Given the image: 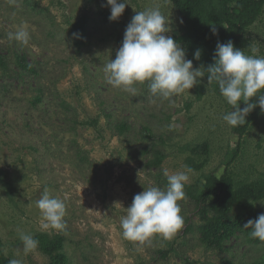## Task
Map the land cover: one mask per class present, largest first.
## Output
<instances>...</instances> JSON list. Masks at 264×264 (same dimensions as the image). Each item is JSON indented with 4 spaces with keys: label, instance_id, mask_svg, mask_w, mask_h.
<instances>
[{
    "label": "rangeland",
    "instance_id": "obj_1",
    "mask_svg": "<svg viewBox=\"0 0 264 264\" xmlns=\"http://www.w3.org/2000/svg\"><path fill=\"white\" fill-rule=\"evenodd\" d=\"M128 3L110 21L107 0H0V56L6 64L0 65V170L10 185L0 182L4 254L22 264H51L38 248L27 255L21 251L22 231L64 235L60 252L66 264H262L264 243L242 231L220 246L203 239L189 188L197 190L204 174L221 175L227 165L236 182L264 179V114L259 106L253 110L242 149L231 160L238 136L223 116L233 109L204 77L170 100L152 97L147 83L134 85L135 95L109 85L103 67L115 59L136 11L159 7L171 36L182 23L170 0ZM84 14L82 36L88 42L78 47L72 24ZM21 25L30 34L27 45L7 36ZM247 36L259 49L256 55L264 56V5ZM193 67L198 68L194 62ZM121 122L129 130L120 132ZM204 143L206 152L192 154L189 148ZM155 151L165 154L157 166L149 163ZM185 167L192 172L180 202L183 227L170 240L124 239L120 220L133 197L151 186L166 189L164 168L172 173ZM44 189L65 202L63 231L41 228L35 201ZM256 206L264 213V199ZM169 247L174 251L168 258L159 257L158 250Z\"/></svg>",
    "mask_w": 264,
    "mask_h": 264
},
{
    "label": "clouds",
    "instance_id": "obj_2",
    "mask_svg": "<svg viewBox=\"0 0 264 264\" xmlns=\"http://www.w3.org/2000/svg\"><path fill=\"white\" fill-rule=\"evenodd\" d=\"M128 5V0H107L103 6L110 7V21H117ZM211 30L214 35L218 34L215 27ZM168 33L167 19L159 7L136 11L125 29L115 59L103 67L105 81L113 88L133 95L136 94L134 85L147 83L152 97L170 100L189 91L201 82L200 78L207 76L208 85L216 83L220 94L233 109L223 116L229 126L243 125L257 106L264 114V56L256 55L259 49L253 47L252 54H248L246 50L236 48L231 40L227 43L218 41L214 63L206 68H194L193 61L186 59L184 48ZM7 36L22 45H27L30 40L26 25ZM194 58L201 59V50L195 51ZM254 97H258L256 102H252ZM241 102L245 105L243 108ZM191 172L190 167L172 173L164 168L166 189L151 186L136 194L120 220L124 239L139 243L157 236L172 239L183 227L180 202L185 199L184 188ZM35 206L39 209L43 230L60 232L65 229L66 205L62 199L51 196L44 189ZM243 228L251 229L250 236L264 243V213L249 220ZM19 239L25 255L38 248L39 241L31 234L21 231ZM9 264H22V260L12 258Z\"/></svg>",
    "mask_w": 264,
    "mask_h": 264
},
{
    "label": "trees",
    "instance_id": "obj_3",
    "mask_svg": "<svg viewBox=\"0 0 264 264\" xmlns=\"http://www.w3.org/2000/svg\"><path fill=\"white\" fill-rule=\"evenodd\" d=\"M170 1L182 19L181 25L174 30L172 37L186 49L189 57L198 68L201 66L206 68L214 63L213 56L218 41L227 43L231 40L236 48L246 50L248 54H252L251 39L247 36V29L263 13V0ZM87 20L88 16L84 14L72 24L74 42L78 47L88 42L82 36ZM212 27L216 28L218 34H213ZM197 49L201 50L200 60L194 58ZM0 65L4 68L6 66L1 56ZM204 78L207 82V76ZM209 86L216 95L222 96L216 83ZM202 94V86H199L197 99L200 100ZM256 99L258 97L252 98V102H256ZM39 100L37 98L34 103ZM244 106L241 102L240 107L243 108ZM252 121L253 111L246 117V122L243 125L232 127V131L238 136V141L231 160H235L240 153L244 136L249 131ZM116 127L120 132H126L130 128L125 122L117 124ZM152 147L154 148V144L151 145V150ZM189 149L192 154L197 153L199 150L206 152L208 145L204 143ZM144 151L148 152V147ZM155 153V158L149 162L153 166L160 165L165 158V154L162 152L155 151ZM187 161L190 162L189 158ZM190 163H192V168H199V165L194 162ZM230 171L229 165H227L221 175L204 174L203 179L198 182L197 190L193 187L189 188L202 219V222L197 226V230L204 240L211 242L214 246H220L221 242L230 237L235 231H242L249 240L262 243L250 236L251 229H245L243 226L249 220L257 219L262 213L256 203L264 199V179L258 178L239 183L233 179ZM3 173L0 170V182L10 188ZM191 227V224H189L187 228L191 229ZM33 237L39 241L38 249L50 257L51 264H66V259L60 252L65 243L64 235L36 233ZM173 251L174 248L169 247V249H159L158 254L162 259H167ZM9 260L2 250L0 238V264H9ZM262 264H264V259Z\"/></svg>",
    "mask_w": 264,
    "mask_h": 264
}]
</instances>
